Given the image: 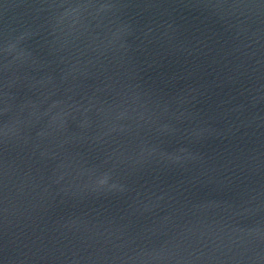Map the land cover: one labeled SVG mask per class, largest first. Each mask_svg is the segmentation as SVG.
<instances>
[{
  "label": "water",
  "instance_id": "1",
  "mask_svg": "<svg viewBox=\"0 0 264 264\" xmlns=\"http://www.w3.org/2000/svg\"><path fill=\"white\" fill-rule=\"evenodd\" d=\"M0 264H264V0H0Z\"/></svg>",
  "mask_w": 264,
  "mask_h": 264
}]
</instances>
